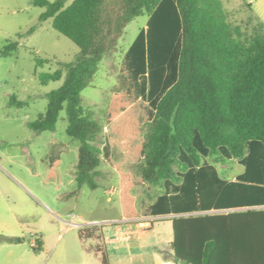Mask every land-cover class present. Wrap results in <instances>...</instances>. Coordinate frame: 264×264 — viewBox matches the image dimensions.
Here are the masks:
<instances>
[{
    "label": "trees",
    "instance_id": "16d2710c",
    "mask_svg": "<svg viewBox=\"0 0 264 264\" xmlns=\"http://www.w3.org/2000/svg\"><path fill=\"white\" fill-rule=\"evenodd\" d=\"M67 1H32L46 8L40 22L53 19V27L80 52L74 61L41 74L42 84L63 77L64 82L48 93L46 112L28 126L37 133L55 131L66 109L67 133L80 143L78 189L71 195L83 185L99 187L102 150L95 142L103 127L82 105V91L93 82L102 60L119 50L127 26L147 12V28L120 65L104 153L118 144L139 181L165 190L147 207L148 213L263 205L264 23L245 36L241 26L229 22L221 0ZM19 44L9 42L2 54L9 55ZM48 61L37 57L38 65ZM27 104L15 94L9 102ZM205 156L240 159L246 171L238 181L228 182L213 163L203 162ZM59 162V156L51 157L49 181L60 180ZM121 177L129 176L122 172ZM134 184L123 186L121 201L124 211L139 215L129 193ZM173 232L176 264H264V209L175 217ZM81 236H95V231L81 229ZM37 242L34 248L41 250L42 240ZM102 260L108 264L106 251Z\"/></svg>",
    "mask_w": 264,
    "mask_h": 264
},
{
    "label": "rangeland",
    "instance_id": "374dc122",
    "mask_svg": "<svg viewBox=\"0 0 264 264\" xmlns=\"http://www.w3.org/2000/svg\"><path fill=\"white\" fill-rule=\"evenodd\" d=\"M32 1L0 0V264H104L102 252L106 249L115 263L119 258L118 264H145L138 258L129 259L125 251L116 255V246L123 247L133 241L115 240L106 244L105 232L115 225V221H105L115 213L107 202L108 197L117 199L115 188L119 173L114 165L134 169L118 146L111 150L110 159L105 156L104 147L108 134L107 113L120 83L121 62L145 29L149 14L145 12L127 26L119 50L102 60L93 82L82 91V105L92 111L93 118L103 127L95 142L102 150L96 177L99 187L91 189L83 185L71 195L78 189L74 179L80 143L67 133L66 109L61 111L55 131L37 133L28 122L46 112L48 93L64 82L63 77L42 84L41 74L56 71L61 62L74 61L80 48L53 27V19L40 22L46 8ZM72 1L68 0L67 4ZM221 1L229 22L241 26L245 36L252 35L264 23V0ZM33 27L35 31L26 35ZM17 40L18 48L3 55L5 46ZM37 57L49 61L38 65ZM14 94L28 100V104L9 105ZM53 156L60 157L59 181L48 180ZM207 159L221 162L212 156ZM227 163L235 166L232 160ZM235 170L241 171L239 166ZM139 189L146 190V186ZM161 191L153 188V197L145 194V203ZM85 226L94 230L95 236H81ZM7 234L22 236L24 243L5 242L3 238ZM41 237H45V245L36 250L33 242L38 246L37 240Z\"/></svg>",
    "mask_w": 264,
    "mask_h": 264
},
{
    "label": "crops",
    "instance_id": "0c3cea01",
    "mask_svg": "<svg viewBox=\"0 0 264 264\" xmlns=\"http://www.w3.org/2000/svg\"><path fill=\"white\" fill-rule=\"evenodd\" d=\"M147 28V25L145 29ZM108 116V113H107ZM107 126H108V118H107ZM110 132L108 129V134L106 138V142L108 139ZM120 146L116 144L115 146L110 145V149L108 151V155L105 154L107 158H112L111 150ZM79 150V148H78ZM121 152L125 154L126 158L125 161L133 164L131 159L128 157V154L120 148ZM209 156L203 157L204 163H213L219 175L222 179L227 180L228 182H235L238 181L239 176L242 175L246 171V166L241 162L240 159L236 158H225L221 159L223 163H215L211 162V160L207 159ZM227 160H232L235 163V166H239L241 169L236 171L235 166H230L227 163ZM220 161V160H219ZM119 173V182L115 188V194H117V199L112 200L111 197L107 198V202L109 203L110 209L115 211L114 215L106 218L105 221L111 222L115 221V225L111 228L110 231L105 232V240L107 243H114L115 240L117 242L121 241H133L128 243L126 246L119 247L116 246L114 249L116 250V255L118 256L122 251H125L126 256L129 259H141L142 263L145 264H176L175 257H174V250L172 248V242L174 240V232H173V219L175 217L180 216H199L205 214H217V213H230V212H238V211H245L247 209H264L263 205H254V206H230L225 208H213L211 210H194L189 212H182V213H148L146 212L147 207L156 203L157 198L159 195H162L165 190H162L148 203H145L144 196L145 194L148 197L153 195V188L149 187L148 185L144 184L143 182L139 181V175H137L133 170H125L122 166L118 163L114 165ZM128 174V178L126 180H122L121 173ZM76 176V175H75ZM74 182H77L75 177ZM135 183L131 189L130 194L135 197V207L136 210L139 211L141 214L135 215L134 213H130L124 211L122 201H121V190L123 186L128 183ZM140 186H146V190L143 189L140 191ZM174 192V191H173ZM171 192V193H173ZM109 209V210H110ZM108 209H106L107 211ZM98 220H94L96 222ZM158 223V224H157ZM85 229H90L88 227H84ZM83 228V229H84ZM91 230V229H90ZM129 234V236H126ZM4 236H13V237H21L7 234ZM45 238V237H44ZM43 237L40 239L42 240V248L45 245V240ZM25 239V238H24ZM151 240V241H150ZM6 242V241H5ZM10 243V242H8ZM21 243H10V244H23ZM33 246L35 243L33 242ZM107 259L108 264H118L119 258L113 261L111 259V255L109 251H107ZM114 262V263H113Z\"/></svg>",
    "mask_w": 264,
    "mask_h": 264
},
{
    "label": "built area",
    "instance_id": "2783aa9c",
    "mask_svg": "<svg viewBox=\"0 0 264 264\" xmlns=\"http://www.w3.org/2000/svg\"><path fill=\"white\" fill-rule=\"evenodd\" d=\"M126 236H129V234H127Z\"/></svg>",
    "mask_w": 264,
    "mask_h": 264
}]
</instances>
